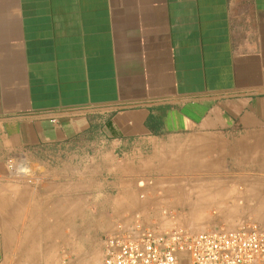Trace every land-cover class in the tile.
Instances as JSON below:
<instances>
[{
  "label": "crops",
  "instance_id": "1",
  "mask_svg": "<svg viewBox=\"0 0 264 264\" xmlns=\"http://www.w3.org/2000/svg\"><path fill=\"white\" fill-rule=\"evenodd\" d=\"M233 169H264V0H0V264L50 210L114 232Z\"/></svg>",
  "mask_w": 264,
  "mask_h": 264
},
{
  "label": "rangeland",
  "instance_id": "2",
  "mask_svg": "<svg viewBox=\"0 0 264 264\" xmlns=\"http://www.w3.org/2000/svg\"><path fill=\"white\" fill-rule=\"evenodd\" d=\"M230 174L217 181L233 185L231 193L221 187L219 193L200 195L210 196V204L188 202L174 208L139 211L137 224L120 225L156 231L181 228L195 233L238 230L252 224L264 228V169H233ZM97 212L90 209L85 217L80 210H50L51 218L71 223L26 226L25 237H2L1 256L6 264H101L103 239L113 227L97 218Z\"/></svg>",
  "mask_w": 264,
  "mask_h": 264
},
{
  "label": "built area",
  "instance_id": "3",
  "mask_svg": "<svg viewBox=\"0 0 264 264\" xmlns=\"http://www.w3.org/2000/svg\"><path fill=\"white\" fill-rule=\"evenodd\" d=\"M48 116L51 124L57 123ZM7 168L10 181L29 180L27 167L10 161ZM101 264H264V228L252 224L195 233L119 224L103 239Z\"/></svg>",
  "mask_w": 264,
  "mask_h": 264
},
{
  "label": "bare ground",
  "instance_id": "4",
  "mask_svg": "<svg viewBox=\"0 0 264 264\" xmlns=\"http://www.w3.org/2000/svg\"><path fill=\"white\" fill-rule=\"evenodd\" d=\"M32 229H33V228H32ZM28 230H29V228H28ZM32 231H33V230H32ZM25 234H26V233H25ZM30 235H31V234H30ZM30 235H29V236H30Z\"/></svg>",
  "mask_w": 264,
  "mask_h": 264
}]
</instances>
